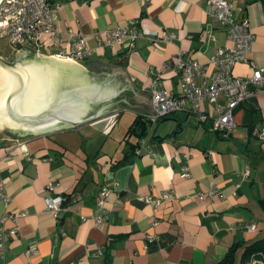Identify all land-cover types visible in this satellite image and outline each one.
I'll list each match as a JSON object with an SVG mask.
<instances>
[{
	"label": "crops",
	"instance_id": "crops-1",
	"mask_svg": "<svg viewBox=\"0 0 264 264\" xmlns=\"http://www.w3.org/2000/svg\"><path fill=\"white\" fill-rule=\"evenodd\" d=\"M52 1L60 6L62 46L49 52L69 45V31L80 32L94 51L73 62L86 73L89 86L113 89L121 76L133 88L121 90L112 103L125 99L145 108L121 101L76 127L33 138H0V181L10 196L7 205L0 200V219L28 211L18 222L7 218L3 223L5 230L18 225V231L6 242L0 264H222L234 243L264 239V140L254 135L255 129L264 130V92L236 108L237 125L229 138L184 112L151 123L145 137L127 135L138 116L152 112L150 85L159 74L161 87L179 91L178 54L207 64L218 48L232 45L210 15L209 1ZM230 1L238 18L249 17L255 34L247 57L264 66V1ZM133 21L142 32L133 47L107 43L109 29ZM212 35L217 41L210 40ZM234 73L247 77L252 67L238 63ZM101 74L102 84L89 78ZM203 108L214 115L211 104ZM96 137L102 138L99 145L91 143L87 150ZM128 138L137 143L136 155L117 165L129 150ZM185 166L189 177L182 176ZM49 183L55 184L53 190ZM212 189L220 193L212 196ZM163 191L174 197L158 207L143 199ZM57 195L69 199L59 217L46 202ZM252 224L256 228L250 231ZM33 244L37 252L28 255Z\"/></svg>",
	"mask_w": 264,
	"mask_h": 264
},
{
	"label": "built area",
	"instance_id": "built-area-1",
	"mask_svg": "<svg viewBox=\"0 0 264 264\" xmlns=\"http://www.w3.org/2000/svg\"><path fill=\"white\" fill-rule=\"evenodd\" d=\"M210 15L225 28L230 46L220 47L210 58L207 64L197 60H185L183 53L177 55L174 63L179 76L180 89L178 92L161 87L158 78L154 79L150 87L153 90V111L143 117L152 124L178 112L195 114L200 121L209 123V128L229 138L237 123L234 113L237 107L245 103L248 98L264 92V66L250 61L247 57L252 51L255 34L250 27L249 17L238 18L235 4L230 0H208ZM60 6L52 0H0V40L10 38L11 52L19 54L27 52L47 56H58L82 62L92 56L94 49L89 46L85 37L80 33L69 31L71 37L68 46L58 52H49L52 46L61 45L62 35L58 28V13ZM142 35L138 22L133 21L130 26L113 27L107 31V43L120 44L125 48L134 46L135 40ZM157 35V33H153ZM158 36V35H157ZM174 37V35H171ZM170 37L166 36L165 38ZM210 40L217 41L215 36ZM48 51L49 53L45 52ZM3 57V56H1ZM7 59V58H5ZM247 63L252 67V74L243 77L234 73L238 63ZM167 66V65H166ZM153 72V71H152ZM203 103L213 106L214 115L210 110L203 108ZM156 112V113H155ZM254 135L264 140V130L255 129ZM183 177H189L188 167H184ZM55 188L54 183H49L48 190ZM106 192H103L104 197ZM220 192L212 189L210 195L215 196ZM204 197V194H201ZM174 197L173 193L163 191L159 197L151 195L143 199L158 207ZM0 200L6 205L10 202L6 185L0 181ZM65 196H48L47 207L59 217L60 211L65 206ZM104 206V199L100 200V209ZM28 211L20 214H8L0 219V254L6 248V242L17 234L18 225L5 230L3 223L7 218L18 222L19 217L27 216ZM98 224L102 223L100 214L96 215ZM252 224L249 230H255ZM37 245L33 244L27 251L28 255L35 254Z\"/></svg>",
	"mask_w": 264,
	"mask_h": 264
},
{
	"label": "water",
	"instance_id": "water-1",
	"mask_svg": "<svg viewBox=\"0 0 264 264\" xmlns=\"http://www.w3.org/2000/svg\"><path fill=\"white\" fill-rule=\"evenodd\" d=\"M35 58L52 60L40 54ZM30 60L10 62L0 56V126L16 135L76 127L118 108L121 101L130 104L125 99L112 103L121 90L133 88L121 76L113 89L89 86L86 73L78 67L60 63L25 65Z\"/></svg>",
	"mask_w": 264,
	"mask_h": 264
},
{
	"label": "trees",
	"instance_id": "trees-1",
	"mask_svg": "<svg viewBox=\"0 0 264 264\" xmlns=\"http://www.w3.org/2000/svg\"><path fill=\"white\" fill-rule=\"evenodd\" d=\"M264 1V0H263ZM151 126V122L144 118L143 116H138L135 120L134 124L128 130L127 135H136L140 138L145 137L147 135ZM130 143L129 150L124 156V158L118 161V164L124 163L129 160L131 157L136 155L137 143L131 142L129 138L127 139ZM77 191V188L74 189V192ZM69 196H72L70 194ZM69 199L64 202V206L66 207L69 202ZM262 208L264 209V198L261 201ZM238 251H241V260L237 262L236 256ZM264 260V239H256L250 242L245 243H234L228 250L226 256L221 261L222 264H252L253 261ZM260 264V263H259Z\"/></svg>",
	"mask_w": 264,
	"mask_h": 264
},
{
	"label": "rangeland",
	"instance_id": "rangeland-1",
	"mask_svg": "<svg viewBox=\"0 0 264 264\" xmlns=\"http://www.w3.org/2000/svg\"><path fill=\"white\" fill-rule=\"evenodd\" d=\"M35 55L36 54H30V53H27V52H22V53H19V54H14V53L11 52V42H10V38L9 37H6V38H3V39L0 40V56H3L4 58H7V60L10 61V62H15L17 59L23 60V61H27V60H30V59L33 60V59H35ZM78 63H81V62H78ZM89 78L92 81H95L98 84H102L105 81V78L102 76V74L99 76V78L93 77L92 75H90ZM123 123H124V121L121 122V125ZM55 130H62V129L59 128V129H55ZM52 131H54V130L47 131V132H43V133H39V134H23V135L20 134V135H16L15 133H13L7 127H1L0 128V138L1 137H4V136L5 137L6 136H10V137L23 136L25 138H28V137H32L33 138L34 136H42V135L50 134V132H52ZM100 139H102V138L101 137H96L91 142H89V144H87L88 147H86L87 150L92 149V145H90L91 143H97V145H99L98 144V141ZM107 146L108 145H106V147Z\"/></svg>",
	"mask_w": 264,
	"mask_h": 264
},
{
	"label": "bare ground",
	"instance_id": "bare-ground-1",
	"mask_svg": "<svg viewBox=\"0 0 264 264\" xmlns=\"http://www.w3.org/2000/svg\"><path fill=\"white\" fill-rule=\"evenodd\" d=\"M49 57H52L51 59L52 60H48V59H45V60H42V59H33V60H30L28 63H26L25 65H29V64H39V63H60V64H68V65H72V66H75V67H80L79 65H77L75 62H73L74 60L72 59H68V58H62V59H58L59 57L58 56H49ZM58 57V58H57ZM61 58V57H60ZM2 126H0L1 128Z\"/></svg>",
	"mask_w": 264,
	"mask_h": 264
}]
</instances>
